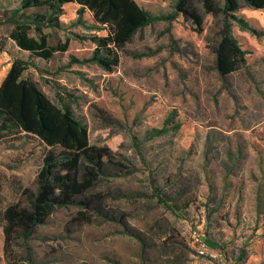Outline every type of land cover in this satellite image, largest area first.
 <instances>
[{
	"label": "rangeland",
	"instance_id": "rangeland-1",
	"mask_svg": "<svg viewBox=\"0 0 264 264\" xmlns=\"http://www.w3.org/2000/svg\"><path fill=\"white\" fill-rule=\"evenodd\" d=\"M136 2L156 15L173 10V0ZM193 2L204 19L200 32L181 16L171 33L167 22H156L126 46L149 55L122 54L110 72L88 61L96 44L76 35L95 32L73 24L78 8L65 7L67 27L60 34L69 41L68 51L50 63L37 61V70L24 76L55 104L58 95L69 99L88 126L90 144L108 149V156L85 195L91 207L56 210L31 239L16 238L5 254L3 212L25 205L37 190L46 148L19 132L1 136L0 264H144L140 240L152 245L146 256L154 264L178 257L183 264H264V35L234 24L246 55L225 83L210 50L221 18L214 20ZM240 13L264 31V10L242 7ZM83 17L90 20L87 13ZM7 49L16 50L10 44ZM11 61L8 52L0 53V82ZM170 117L168 133L146 137ZM179 175L190 178L196 198L175 213L157 202L154 184L170 193L165 180ZM197 226L204 247L192 242Z\"/></svg>",
	"mask_w": 264,
	"mask_h": 264
},
{
	"label": "trees",
	"instance_id": "trees-1",
	"mask_svg": "<svg viewBox=\"0 0 264 264\" xmlns=\"http://www.w3.org/2000/svg\"><path fill=\"white\" fill-rule=\"evenodd\" d=\"M15 6L0 4V53L8 52L12 61L0 83V137L9 132H19L38 140L46 148L44 165L38 174V186L31 193L25 205L18 202L7 207L2 215L4 222L5 254L12 252L16 238L27 242L39 227L45 226L56 210L79 205L89 208L92 201L85 196L94 185L102 161L108 156V149L92 146L89 142L88 126L76 117L69 99L58 95L59 104H55L44 92L36 80L25 77V71L37 70V61L50 63L57 54L65 55L69 43H61L53 35L47 36L44 30H61L60 17L64 6L75 4L77 20L73 24H83L90 31L78 38H89L96 48L92 61L106 71H113L120 64L121 55L135 58L149 55L147 52H131L126 46L136 34L156 22H167V32L171 33L172 22L179 16L191 21L200 32L203 15L193 0H173L170 13L153 14L141 7L136 0H8ZM205 14L214 20L221 18L220 27L210 46L214 54V68L226 83L244 62L246 52L242 50L239 39L233 33L234 24L240 30L262 37L264 31L257 30L243 14L242 7L264 10V0H197ZM87 13L90 20L84 19ZM104 31V35L96 32ZM172 37V35H170ZM172 43H176L173 41ZM16 49L8 51L7 46ZM39 68V67H38ZM46 74L49 71H43ZM55 71V75H58ZM70 94V93H69ZM170 117L160 129L148 131V138L168 133ZM177 123L173 128H179ZM136 140V138H133ZM165 180L172 188L165 192L154 184V196L157 202L172 212H185L195 202V193L190 178L179 175ZM172 192V193H171ZM27 191L25 192V194ZM91 198V197H90ZM98 209H96L97 212ZM78 216L85 217L84 211ZM84 219H87L85 217ZM142 261L154 264L146 256V250L152 248L140 240ZM165 264H183L182 258H176ZM9 264V263H8Z\"/></svg>",
	"mask_w": 264,
	"mask_h": 264
},
{
	"label": "crops",
	"instance_id": "crops-1",
	"mask_svg": "<svg viewBox=\"0 0 264 264\" xmlns=\"http://www.w3.org/2000/svg\"><path fill=\"white\" fill-rule=\"evenodd\" d=\"M66 6H75V7H77L78 8V6L77 5H75V4H67V5H65L64 6V13H65V7ZM241 14H243V13H241ZM64 15V14H63ZM63 15L60 17V20L62 21V23H63V28L61 29V30H57V31H52V30H50V29H47V30H44V34L45 35H47V36H50V35H53L55 38H58V40H60L61 41V43L63 44V43H65L66 41H68V39H63L62 37H61V34H60V32L62 31V30H64L66 27H67V23L66 22H64V20L62 19L63 18ZM244 15V14H243ZM244 17H245V15H244ZM246 18V17H245ZM247 20V19H246ZM248 21V20H247ZM250 24H252L251 22H250ZM253 25V24H252ZM233 33H234V35L239 39V37L237 36V34H236V32H235V28L233 27ZM68 43H69V41H68ZM16 49H18L17 47H16ZM68 49H69V47H68ZM243 50V49H242ZM68 51V50H67ZM10 67V66H9ZM6 74V73H5ZM5 76V75H4ZM4 76H3V78H4ZM2 78V79H3ZM2 81V80H1ZM1 83V82H0ZM224 187L226 186V185H223Z\"/></svg>",
	"mask_w": 264,
	"mask_h": 264
},
{
	"label": "built area",
	"instance_id": "built-area-1",
	"mask_svg": "<svg viewBox=\"0 0 264 264\" xmlns=\"http://www.w3.org/2000/svg\"><path fill=\"white\" fill-rule=\"evenodd\" d=\"M191 236H192V239H193V243L197 246V247H204V243H203V237H204V233L203 231L200 230V228L197 226V227H194L192 230H191ZM203 253V252H201ZM219 264H229L227 262H219Z\"/></svg>",
	"mask_w": 264,
	"mask_h": 264
}]
</instances>
